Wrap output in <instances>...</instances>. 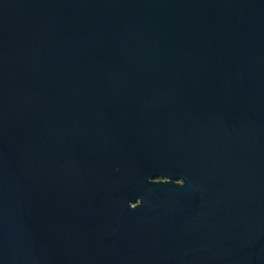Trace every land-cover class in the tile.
Listing matches in <instances>:
<instances>
[{"label":"water","instance_id":"1","mask_svg":"<svg viewBox=\"0 0 264 264\" xmlns=\"http://www.w3.org/2000/svg\"><path fill=\"white\" fill-rule=\"evenodd\" d=\"M0 264H264V0H0Z\"/></svg>","mask_w":264,"mask_h":264}]
</instances>
